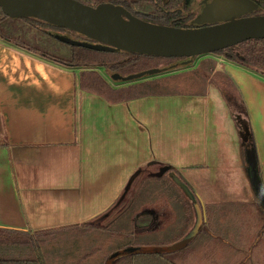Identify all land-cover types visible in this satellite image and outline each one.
I'll list each match as a JSON object with an SVG mask.
<instances>
[{
  "label": "crops",
  "instance_id": "1",
  "mask_svg": "<svg viewBox=\"0 0 264 264\" xmlns=\"http://www.w3.org/2000/svg\"><path fill=\"white\" fill-rule=\"evenodd\" d=\"M103 70L91 71L105 80L108 94L83 88L86 69L0 43V229L41 234L87 225L152 164L172 168L190 193L193 264H264V77L214 55L128 83ZM185 74L197 76L198 89L119 93L171 75L182 81ZM160 210L148 215L146 233L184 230L176 214L168 229L152 226L162 222ZM175 242L161 236L142 245ZM220 247L229 258L220 257Z\"/></svg>",
  "mask_w": 264,
  "mask_h": 264
},
{
  "label": "trees",
  "instance_id": "2",
  "mask_svg": "<svg viewBox=\"0 0 264 264\" xmlns=\"http://www.w3.org/2000/svg\"><path fill=\"white\" fill-rule=\"evenodd\" d=\"M97 1V4H92L90 2L85 4L97 6L101 3H112L114 5L124 7L133 15L150 23L184 29L199 27L194 24V20L198 15V7L194 5L196 0ZM253 1L258 4V8L255 11L251 12L249 15H264V0ZM143 3L152 4L156 8L157 12L153 15H146L136 12L134 10V6ZM24 25L36 28V30H39V32L42 33L44 37L48 38L50 41L48 40V42L42 43L41 46H36L37 48L31 47L27 44L28 42H25V40L23 39L24 34L22 32H24ZM53 32L59 34L61 33L63 34V36H60L59 34H55ZM59 37L69 38L74 41L89 42L92 44L97 43L77 32L51 25L35 18L14 20L6 16L0 8L1 40L5 41L7 44L13 45V47L19 48L50 63L57 64L69 69H86L87 71H84L80 77L81 84L83 88L95 93L108 94L111 90L99 73H97L96 71H91L93 69H104L108 76H110L111 78L115 74H118L120 76H127L139 72L141 73L144 70L147 71L150 69H161L163 70V72L159 75H165L176 70L187 69L191 67L198 58L202 57L161 58L124 51L100 52L82 46H76L63 42L59 39ZM50 45L57 49L56 53L54 51H51ZM212 55L223 57L229 62L235 63L264 77V40H249L237 46L216 52ZM167 61L169 62L168 66L160 65V67H158L161 62ZM185 62H188V64L185 65ZM165 69H167V72H164ZM171 79V77H169V80L168 77L157 79L151 82V84L132 86L128 90L120 91L119 93L122 98L141 97L146 93H150L151 91L152 93H156L159 89L164 87V84H168ZM171 170L172 168L165 167L157 173L151 174L149 176L150 182L161 183L163 180L169 179V182L172 183V186L178 188V186H176L172 181V178L169 177ZM253 172L256 175V168L255 171L253 170ZM140 173V171L137 172V175H139ZM154 189V186H152V192L154 191ZM182 190L183 189H181V192L183 193ZM173 196V198L171 196L170 200H172V202L176 201V203L178 204H172V210L177 216L176 219L179 216L180 219L178 218V220L181 221V224L185 223L184 230L181 231V233H179L178 231H175L176 233L172 232L173 234L171 236L172 240L176 241L175 245L173 244L172 246L160 248L146 247V249L148 250L136 251H134L136 247H133V251L117 259L119 260V264H186L184 262L178 263L177 260H183L185 257H187L186 253L191 247L190 243L192 236H190V238L188 239L187 236L193 230L195 210L192 201L187 197L181 200V198H179L178 196ZM126 200V195H123V197H121L117 204L121 206L122 202H125ZM181 201H183V205H181L180 207ZM134 204H136V200L130 202V206L125 208L120 215L124 213H130L133 209L136 210L138 206H135ZM152 210L155 211V209L151 208L143 211V213H147V216H155L152 213ZM155 222L156 221L154 220L153 223ZM148 225L150 224L141 223L140 225H138L136 229L137 231H135L136 234H143L150 231V226ZM157 225L160 227L161 222L152 224V226L154 227H156ZM93 227L96 228L95 225ZM53 235L54 233L51 232L31 234L0 229V264H52L50 260V252L45 249V245L55 239V236ZM61 236L62 238H65L64 235ZM178 240L181 241L178 242ZM208 242L209 241H207V243ZM99 252L100 250L98 248L92 249L88 254L78 259L75 264H83L93 256L97 255Z\"/></svg>",
  "mask_w": 264,
  "mask_h": 264
},
{
  "label": "water",
  "instance_id": "3",
  "mask_svg": "<svg viewBox=\"0 0 264 264\" xmlns=\"http://www.w3.org/2000/svg\"><path fill=\"white\" fill-rule=\"evenodd\" d=\"M208 6L202 25L184 29L147 22L112 3L91 6L78 0H0V8L6 16L14 20L35 18L77 32L97 43L59 39L100 52L194 58L212 55L249 40H264V15H249L258 8L253 0H213ZM162 72L150 69L128 78L118 74L112 78L134 81ZM252 169L255 171L254 164ZM254 181L261 189L257 173Z\"/></svg>",
  "mask_w": 264,
  "mask_h": 264
},
{
  "label": "rangeland",
  "instance_id": "4",
  "mask_svg": "<svg viewBox=\"0 0 264 264\" xmlns=\"http://www.w3.org/2000/svg\"><path fill=\"white\" fill-rule=\"evenodd\" d=\"M82 3H92L97 4V0H78ZM213 0H196L195 6L198 7V15L196 19L194 20V24L197 26L203 24V18L205 17L206 12L209 10L208 5L212 3ZM196 9V8H195ZM134 10L136 12H139L141 14L146 15H153L157 12L156 8L149 3H143L140 5L134 6ZM213 11V10H212ZM24 32H22L23 39L25 42H28L27 44L31 47L37 48L36 46H41L42 43L48 42V38L44 37L42 33L39 32V30H36V28H32L28 25L23 26ZM55 33V32H53ZM59 34V33H55ZM60 36H63V34H59ZM50 41V40H49ZM1 44L13 46L10 44H7L5 41L0 39ZM51 51L57 52V49L52 47L50 45ZM209 56V55H207ZM161 66H168L169 62H161L158 67ZM99 69V68H98ZM182 70V69H180ZM104 71V70H103ZM146 71V70H144ZM142 71V72H144ZM179 70H176L174 72H178ZM171 72V73H174ZM105 76H108L106 72H103ZM170 73V74H171ZM136 74H131L127 76H122V78H128L129 76H134ZM140 74V72H139ZM162 75H155L153 78L161 77ZM176 75H171L172 78L171 81L168 84H164V87L160 90L164 91H193L194 89H198L200 82H197L196 75L195 74H185V79L182 81H179V79L175 78ZM181 77L183 75H180ZM149 77V76H145ZM144 77V78H145ZM152 77V76H150ZM141 79V78H139ZM139 79H136L138 81ZM135 81V80H134ZM195 81V82H194ZM123 83H128L132 81H122ZM161 167L155 166L152 164H149L142 168L140 170L139 175H135L133 178V181L130 183L129 189L124 193L126 195V201L122 202L121 206L119 204H115L113 208L109 210L108 213H105L104 215L100 216L99 218H96L94 221L90 222L87 225L74 227V228H68L67 230H59L54 231L55 239L50 240L51 242L45 245V249L50 252V260L52 264H75L78 259L81 258L84 254H88L92 249L98 248L100 252L93 257L90 261L85 262L83 264H119L118 258L122 257L123 255H126L132 251L133 247L136 250H148L146 249L147 246H143V243H148L150 240L156 241L159 240V238L162 236L165 238L172 237L170 231H167L164 233V235L161 233H140L136 234L135 231H137L138 225L141 223H148V216L147 213H143V211H146L147 209H157V211H161L160 209L163 208L164 212L161 219V225H164V227L171 224V217L172 214L174 215L175 212H173V206L172 204H178L175 202H172L173 195L178 196L183 200L185 197L188 199L190 198L188 195V192L185 190V188L181 185L182 182L176 181L175 175L171 174L169 177L172 178V181L178 188H175L172 186V183L169 182V179L163 180L161 183H151L149 180V176L153 173L158 172V170ZM154 186V191L152 192V186ZM181 189H183V193L181 192ZM153 193V194H152ZM123 197V196H122ZM121 199V198H120ZM119 199V200H120ZM136 200L135 206H138V208L133 209L130 213H124L120 215L123 210L130 206V202H133ZM155 200V201H153ZM144 201V202H143ZM183 205V201L180 202V207ZM166 208V210H165ZM168 208L171 210L169 211ZM178 208V207H175ZM169 211V212H168ZM170 212H172L170 214ZM185 214V213H184ZM140 218V219H139ZM179 218V216H178ZM178 218L175 220L177 221ZM180 219V218H179ZM179 221V220H178ZM96 226L93 227V226ZM173 225V224H172ZM92 227V228H91ZM53 233V232H51ZM82 233V234H81ZM81 234V235H80ZM159 234V235H157ZM193 230L190 232V234L187 236V239L190 238V236L193 237ZM2 235V234H1ZM64 235V239L69 240L66 242L61 240L62 236ZM158 238V239H157ZM9 239V238H5ZM51 239V238H49ZM76 242V243H75ZM104 244V246H103ZM131 244H135L134 246H129ZM139 248V249H137ZM144 248V249H142ZM149 248V247H148ZM211 249V247H205L204 251L203 248H200V250L196 249L198 251L197 254L200 255L201 251L206 252L207 250ZM263 251V250H262ZM217 253H219L221 258L227 259L229 258L230 251L227 248L220 247L217 249ZM180 254V253H178ZM194 255V250L192 247L187 251L186 256L183 260H177L178 263H186V264H193L194 258H192ZM117 260V261H115ZM126 264V263H121ZM196 264V263H195Z\"/></svg>",
  "mask_w": 264,
  "mask_h": 264
}]
</instances>
